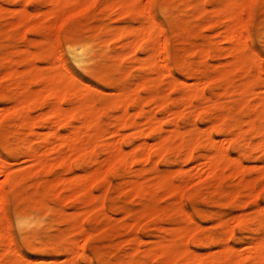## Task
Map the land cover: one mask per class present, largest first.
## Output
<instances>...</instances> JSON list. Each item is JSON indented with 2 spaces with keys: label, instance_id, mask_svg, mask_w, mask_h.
<instances>
[{
  "label": "rangeland",
  "instance_id": "1",
  "mask_svg": "<svg viewBox=\"0 0 264 264\" xmlns=\"http://www.w3.org/2000/svg\"><path fill=\"white\" fill-rule=\"evenodd\" d=\"M73 263L264 264V0H0V264Z\"/></svg>",
  "mask_w": 264,
  "mask_h": 264
},
{
  "label": "bare ground",
  "instance_id": "2",
  "mask_svg": "<svg viewBox=\"0 0 264 264\" xmlns=\"http://www.w3.org/2000/svg\"><path fill=\"white\" fill-rule=\"evenodd\" d=\"M147 16H149L150 17V15H149V13H148V15ZM150 21H152V20H150ZM155 22V21H154ZM82 55V54H81ZM160 57V56H159ZM262 143V142H261ZM1 170H2V168H1ZM10 181H12V179H10ZM25 222V221H24ZM25 227H23V229H24ZM74 264V263H73ZM76 264V263H75Z\"/></svg>",
  "mask_w": 264,
  "mask_h": 264
}]
</instances>
